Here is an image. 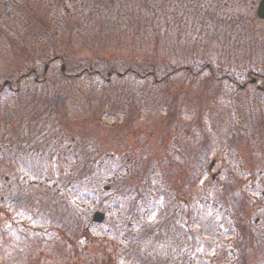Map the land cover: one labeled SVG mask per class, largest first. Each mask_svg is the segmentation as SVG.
Here are the masks:
<instances>
[{
  "label": "rangeland",
  "instance_id": "obj_1",
  "mask_svg": "<svg viewBox=\"0 0 264 264\" xmlns=\"http://www.w3.org/2000/svg\"><path fill=\"white\" fill-rule=\"evenodd\" d=\"M83 1L88 2L67 0L63 6L73 9L76 2ZM91 1L97 5V1L100 0ZM257 1L248 0L239 15L252 19L255 16ZM233 2L234 0L230 1L231 4ZM53 3V0H45L46 12L42 9L40 13L46 14L45 18L58 28L52 41L61 52L65 50L69 54L65 57L66 70L69 73H74L89 64L90 60L87 57L93 56L89 53L95 51L91 49L92 47L99 48L107 58L112 54L119 55L121 59L115 61L119 69L132 62L137 68L139 65L146 69L157 66L161 75L173 66L183 68L189 64L196 71L207 64L213 66L221 64L234 70L242 67L241 65L244 68L253 62L245 53H239V48L245 45L242 41L237 40L238 46L236 43L227 42L226 46L218 47L217 45L226 41V38L210 34L211 26L204 24V27H198L196 31L195 27L200 23L196 13L191 14L194 22L189 17L181 16L180 23H176L175 28L171 29L173 31L170 29L159 31L160 37H163L161 39H156L150 27L144 28L146 24L143 23L141 35L133 39L122 33L118 37L119 40L110 37L106 42L98 44L99 41L86 33L83 42H80L75 32L69 43L68 31L63 26L59 28L57 17H48L56 14L55 4L54 11L52 10ZM189 4L190 1L187 2V7ZM10 5V0L3 2L0 0V21L4 14L9 15V7L19 10L21 8L20 3ZM237 6L242 7L239 2ZM231 8H225L221 4L220 11L230 15ZM18 12L25 15L26 20L30 22V13L26 8ZM203 13L206 15L209 11ZM11 15L9 27L2 26L5 32H10L8 41L12 43L11 41L17 38L16 31L20 35L23 34L31 60L40 68H44L46 63L44 61L51 55V45L46 44L45 48L37 49V41L43 35L39 28H32L33 32L30 34L26 24L19 23L16 20L18 17L12 13ZM146 17L148 18V15L145 13L143 19L146 20ZM159 21L157 19L156 23ZM249 21L251 23V20ZM11 25L12 29L14 26L13 30L10 29ZM126 25L129 26L128 23ZM249 27V37L255 34L258 38L262 34L261 29L251 25ZM199 28L202 29L201 33L198 32ZM124 29L127 30L126 26ZM195 33H200L198 34L200 41L196 42ZM2 35L0 29V41ZM226 35L230 36L231 33ZM205 37L212 43H206ZM257 38L255 37V49L263 50L264 38ZM44 39L48 41L47 36ZM213 48H224L226 51L217 54ZM250 49L245 48L247 51ZM238 53L239 56L235 57L237 60L234 61L233 56ZM0 55L5 59L4 64L2 59L0 60V83H3L5 79L12 78L7 74L13 70L9 67L12 56L7 52ZM262 55V59L257 62L264 64V54ZM95 62L99 64V68L106 69L104 63H100L97 58ZM62 65V61L52 63L47 80L54 82L61 75ZM209 77L210 71L206 69L197 76L179 72L169 81L168 86L164 87L163 84H155L153 78L139 80L132 74L124 81L118 80L123 77L114 76L111 82L83 76L82 80L70 82L75 88L71 91L72 94L79 91L75 103L71 106L59 109L62 111L58 112L41 107L39 114L48 116L49 120L56 124L55 129L47 125H43L44 127H40V124L30 125L32 133L30 139H34V143L42 141L41 144H45L43 147L47 151L44 155L45 162L36 159L32 166L24 170L31 178L22 177L21 183L17 179L20 174L17 163L9 161L0 164V264H115L117 261L121 264L125 263V260H128V264H182L184 248L187 245L184 243L183 251H180L168 249L165 242L167 237L174 233L178 236L181 233L178 240L184 242L186 237L191 242L196 239L197 249L199 244L204 242L205 264H264V206L261 208L258 199L264 197V193L251 194V199L245 202L246 206L238 202L243 197L241 186L251 188L264 183V131L261 133L255 130L252 136L251 130V126L259 120L264 121V93L257 89L256 84H250L245 91L232 93L228 81L213 84ZM84 78L93 82L95 89L94 83L106 84L109 90H114L113 93L105 91L109 93V98L113 102H104L105 98L100 99L103 90L96 91L93 88L91 91H96L98 96L93 95L94 106L88 108L82 96H79L80 93L86 95L91 92L86 91L89 81ZM261 83L260 79L258 84ZM22 88V94L26 96L36 90L33 83L27 81ZM81 88L85 90L80 91ZM59 93L61 97H67L65 91ZM119 96L127 98L126 105L115 104V99ZM260 98L263 102L257 105L259 107H252L256 105L252 102ZM4 101L14 105L19 102L18 99L11 97H6ZM98 103H102L103 106L96 111L95 106L99 108ZM49 129L53 134L48 132ZM246 130L248 132H245ZM48 134L52 136L47 141ZM166 146L169 148L168 151L166 148L162 150ZM24 149L21 152L24 155L28 154ZM162 151L179 156L186 167H190L187 158L194 161L192 154L197 156V161L189 172L185 171L187 177L184 180L170 178L171 183L167 184L164 194L166 206L164 205L162 210H156L153 207L154 197L150 200L149 196L143 198L128 191L131 190L128 180L132 175H136L150 158L156 167L169 169L166 163L168 160H164ZM98 153L100 158H104L101 164V161L96 164ZM9 154L10 152L6 154L8 158ZM73 157L75 159H72ZM25 159L21 162L24 167ZM214 159L215 163L211 168ZM86 162L97 166L94 175L95 177L102 175L100 181L87 177L88 180L82 182L84 177L81 181L82 177L77 176V174L87 176ZM41 163L46 165L48 173L46 179L36 181L35 176L38 177L40 174ZM100 168L102 173L99 172ZM179 168L172 171L178 173L176 176L180 173ZM74 175L77 179L73 178L72 183L67 184V177ZM114 177L118 179L116 188L114 186L117 193H112L111 187L106 188L112 185L111 179ZM78 187L81 193L75 196L73 189ZM224 192H229L226 201L221 198ZM203 195L219 202L216 211L219 219L224 221L222 224L228 227L226 225L238 223L239 229L233 224L231 227L235 231L240 230L239 234L229 230L227 233L215 234L213 238L207 236L203 241L204 237L200 236L199 230L202 227L200 221V225L197 226L196 223L195 227L180 232V226L176 224L193 220L196 213L199 215L200 203L197 201ZM114 200L120 203V210L108 213L105 207H110ZM97 210L106 214L105 220L100 223L93 221V215ZM230 215L236 216L230 218ZM57 221L59 223H55ZM213 223L214 221L205 226V229L208 231L212 229ZM95 224L102 225V229L107 233L123 231L122 235L128 237V241H125L124 245L121 244L124 248L120 247L124 256L120 253L121 249L115 247L113 239L95 232L86 233L96 226ZM247 229L250 230L249 233L246 232ZM156 234L161 237V241L155 245L157 248H153L151 242ZM225 242L229 244L226 248L229 254L224 253ZM251 244L254 250L249 251ZM155 251H160L163 257L154 256ZM155 259L160 261L157 262Z\"/></svg>",
  "mask_w": 264,
  "mask_h": 264
},
{
  "label": "trees",
  "instance_id": "obj_2",
  "mask_svg": "<svg viewBox=\"0 0 264 264\" xmlns=\"http://www.w3.org/2000/svg\"><path fill=\"white\" fill-rule=\"evenodd\" d=\"M1 1L3 2L4 0ZM188 1H190L189 7H187L186 5ZM230 1L232 0H100L97 1V5H96L95 2L92 3L91 0H88V2H84V1L79 3L76 2L73 6V9H69L63 6V3L67 2V0H53L54 3L52 10L54 11V4H55L56 14L49 15L48 17L50 18H53L52 16L57 17L56 20L59 28L63 26L66 29V31H68L69 43L73 39L75 32H76L75 34L78 35V40L80 42H83V38L86 35V33H88V36H90L91 38L99 41L98 44H102L103 42H106L107 39L110 37L111 39H115L114 37H116L119 40L118 37L122 33L130 36L133 39L141 35V30H143L144 27L143 23L144 25L146 24L144 28L150 27V29L152 30L151 33L156 39H161L163 37H160V34L158 33L159 31H164V30L169 31V29L171 30L175 28L174 26L176 23H180L179 18L181 16L189 17V19H191V14L196 13V15H198L200 18V23L197 24V27H195L196 31L198 27L201 26L204 27V24L206 26L209 25L208 27L211 26V29L209 31L210 34L212 33V35L218 37L221 35L226 38V41L221 42L219 43V45H217L218 47L226 46L227 44L225 43L227 42L236 43L237 45V40L242 41L245 45L243 47L239 46L240 47L238 50L239 53H245L250 57V60L253 61L248 66H244V68L243 65H241L242 67H237L234 70H232V68H228V66L224 67L221 64H217L215 66L209 64V66L208 65H206L205 67L202 66L200 69L196 71L189 64L184 66L183 68H178L177 66H173L168 71H166L164 74L162 73L161 75L159 68L157 66H152V68L146 69L142 65H139V68H137L135 64H133L132 62L131 64H128L125 68L119 69L115 63L116 60L121 59L119 55L112 54L110 55V58H107L106 54L102 53L99 48H95V47L91 48L92 50L95 51H91L89 53V54H93V56L87 57V59L90 60L89 64L82 66V69L74 73H69L66 70L67 59L65 58L67 57L66 55L69 54L65 50L61 52L59 50V47L54 45L52 41V38L53 39L55 38L58 28L55 25L51 24V22L45 18L46 14L44 15L43 13L42 14L40 13L42 12L41 11L42 9L43 11L46 12L45 0H10L11 3L10 6H15V3L18 4L20 3L19 5L21 6L20 10H22V8H26L29 11L30 22L26 20L25 15H20V13L18 12L20 11L19 9H15V8L10 9L9 6H8L9 15L4 14V17L1 19L2 21H0L1 23L0 29L2 30L3 33L2 41H0V53H3L5 55L7 52L9 55L12 56L9 67L10 69H13L12 72L7 73L8 75L12 76V78L5 79L3 83H0V164L3 165L6 161L11 160L13 162H16L19 168H21V170H24L23 168L25 167L22 166L21 162L26 157H30V156L35 157V159L33 158L25 159L26 168L32 166V164L35 163L36 159L45 162L46 158L44 157V155L47 154V151L43 149L45 144L40 145L39 143H34V142H33V146L25 144V142L29 140L30 137H32L30 125L35 126V124H40L39 125L40 127H44L43 125H47V126H52L55 129L56 124L53 121L49 120L48 116H41L39 114L40 109L42 110L41 107H46V110L53 109L56 112H58V111H62L59 109H64L66 106H71L73 103H75L79 91L77 90V92H73L75 95L72 94L71 91H73L75 88L72 87L70 82L76 79L82 80L83 76H88L90 79L98 78L101 81L111 82L113 81L114 76L123 77L122 79H118V80L124 81L128 75L132 74L137 79L139 78V80L153 78V82L155 84L157 83L163 84L164 87H166L168 86L169 81L171 79H174L175 75L179 72L191 73L192 75L197 76L199 73H202L206 69L210 71V77L208 78L210 79V82L214 84V82H218V81L219 83H221L222 80L228 81L231 84H233L232 89L235 91L237 89L236 85L239 84V79L243 76L245 80L246 79L248 80L252 76H256L258 80L261 79L264 81V64L263 62H257L262 59L261 57L263 56L262 54H264V49L263 50L255 49V44H256L255 37L257 38L255 34L249 37V33H250L249 26L251 25L253 27H257L258 29H261L260 32H262V34H260L258 38H264V20L258 18L256 15L253 16L252 19L251 17L249 19L247 17H242L241 15H239L240 10L243 8L244 4L248 2V0H234L232 4L230 3ZM237 2H239L240 5H242L241 8L237 6ZM221 4L225 8H231V6L233 7L229 10L230 15L224 14L220 11ZM204 10L209 11V13H206L205 15L203 13L205 12ZM10 11L12 14L18 17L16 18V20L19 23L24 22L26 24L28 32L30 34L33 32L32 28H36V27L39 28L40 32L43 35H41V39L37 41V46H36L37 49L38 47L45 48L46 44L51 45L52 47L50 51L51 55L49 56L48 59L44 61L46 63H49V68L47 71H45L44 68H40L36 63H34L33 60H31V55H29L28 53V47L25 43L26 39L24 38L23 34L20 35L18 31H16L15 35H18L17 38L15 37V40L11 41L12 43L8 41L10 37V32H5L2 26L9 27V22H10L9 19L10 16H12ZM145 13L148 15V18L146 17V20L143 19ZM203 15H205V17ZM129 19H132V21H130ZM157 19L160 21L156 23ZM249 20H251L252 23H249L250 22ZM191 21L193 20L191 19ZM32 23H34V25H32ZM127 23L129 24V26L126 25ZM255 24H258V26H254ZM125 26L127 30L124 29ZM10 29H12V25L10 26ZM127 32H130V34H128ZM198 32L201 33L202 29L199 28ZM200 33L194 34V35L197 34L196 36H194L196 42L200 41L198 35ZM226 33H231L232 37H230L231 35L227 36ZM46 36L48 37V41L44 39ZM242 36L243 38H241ZM244 36H247V38ZM23 38L25 39V41L23 40ZM205 42L208 44L212 43L208 41L207 37H205ZM245 48H251V49L247 51L245 50ZM214 50H216L217 54L219 52L222 54L223 52L226 51V49L224 48H219ZM227 51H229V49ZM239 53L236 56H233L234 61L237 60L235 59V57L239 56ZM228 57L231 58L232 56H228ZM96 58L100 61V63H104V65L106 66L105 70L99 68V64L97 65L95 62ZM1 59H2V63L4 64L5 59L2 58V56L0 55V60ZM55 61H62V64H65V70L61 69L60 72L61 75L54 82H51L47 80L48 73L50 71V66ZM234 61H232L231 64H233ZM239 65L240 64H238V66ZM6 80H8V83H5ZM84 80L87 79L84 78ZM26 81L32 82L36 89L35 91L32 92L33 94L27 96L22 94L23 92L22 86ZM88 86H89L88 90L86 89V91L90 92L91 89L94 88L93 82L89 81ZM94 86L96 87V89L94 88L96 91L103 90L102 91L103 93L100 95V99L105 98L106 101L104 102H113L109 98V93H105V91L113 93L114 90H109V87L106 84L96 85L94 83ZM62 90L67 93V97H61L59 91ZM84 90L81 88L80 91H84ZM96 91H91L90 94H86V95H83L81 93L79 94V96H82V100H84V103L88 105V108L94 106L93 97L98 96ZM233 93L235 92L233 91ZM6 97L16 98L19 100V102H17V104L15 105L8 104L7 102L4 101ZM232 98L233 100L235 98L233 94H232ZM262 102L263 99L260 98L259 100H254L252 102V104H256V105H252L250 103L249 105H252V107L257 108L259 107L257 105ZM102 103L101 104L98 103L99 108L96 107L97 105L95 106L96 111H99V109L102 108L103 106ZM117 103L126 105L127 98L125 96H119L118 99H115V104ZM234 103L235 102L233 101L232 105H234ZM36 113L38 115H36ZM25 126L27 129L25 128ZM251 130H253L252 136H254L255 130L263 133L264 121L260 122L259 120V122L251 126ZM48 132L53 134V132L50 129L48 130ZM240 132L242 133L244 131H240ZM245 132H248V130H246ZM52 134H48L46 136L47 141L49 137L52 136ZM24 147H25L24 152L27 150L28 154L26 155L20 154L19 156L11 155L10 158H6V154L8 152L13 153L15 151H21ZM165 148L166 150L169 149L166 146L162 150H164ZM65 153H67L66 149H65ZM35 155L38 157H36ZM163 158L164 160H168V162L166 163L169 165L170 170L169 169L163 170L160 167H156L155 163L152 161V158H150L146 162L143 160L145 162L143 167H141L137 171L136 175H132L128 180L129 189L132 190V191L131 190L128 191L133 195H137L141 197L143 196V198L149 196L150 200L151 197L152 198L154 197L153 207H155L156 210L158 209L162 210L163 206L165 205L166 197H164V194H165V189L168 187L167 184L171 183L170 178L173 177L174 179L177 180L178 179L184 180L185 177H187L186 172H189L190 168H193L194 162L197 161V156L192 154V159H194V161L191 160L190 158H187V161L189 162L188 165H190V167H186V165L181 162L180 157L176 155L174 156L172 155V153L164 152ZM72 159H75V157H73ZM96 159H97L96 164L99 163L100 161L101 164L104 160V158H100V155L98 158L96 157ZM94 160L95 159H93V161ZM126 163L128 164V162ZM85 168H86L85 172H87L86 173L87 176L85 174L84 175L77 174L78 177H82L81 181L84 177V180L82 182L88 180L87 177L91 179L97 178V180L100 181L102 175H100L99 177H95L94 175L95 172H97L96 165L93 166V164H89L86 162ZM175 168L181 169L178 176H176L178 173L172 172L175 171ZM99 172L102 173L101 168ZM39 173L40 174L38 175V177L35 178L36 180L46 179L45 177L48 171L46 165H44L43 163H41L40 165ZM77 176L76 175L72 177L68 176L66 179L67 184L72 183L73 178L77 179L76 178ZM20 178L21 176L17 177V179ZM117 182H118L117 178L114 177V179H111V183L113 185V186L110 185L112 193H117L116 189H114V186L116 188ZM79 188L80 187L73 189L74 195L81 193V190H79ZM240 190L242 191L243 197L239 199L238 202L242 206H246L245 202L251 199L250 197L252 196L251 194L257 193L259 195H262L264 193V183L252 186L251 188L248 187L243 188V186H241ZM228 193L229 192L226 193L224 192L222 194L223 197L221 198L224 199V201L227 200ZM109 199H111V197H109ZM258 199L260 205L262 206L261 208H263L264 197L261 198L258 197ZM197 202L200 203L199 211H198L199 215L197 216L196 213L193 220H189V221L187 220L184 223L176 224L180 226L179 227L180 232H182V230H187L190 229L191 227H195L196 223L198 226L200 225L199 223L201 222L202 227L199 228V230L201 233L200 236L204 237L203 241H205V237L207 236L213 238L215 234L218 235L221 233L223 234L224 232L227 233L229 230L231 232H238V234L240 233V230L235 231L231 227L233 224L239 229L238 223H232L226 225L228 227H224V224H222L224 221L220 220L217 215L218 212L216 211L217 209L216 205L219 203L217 200H212V199L210 200L205 195H203V197L200 198V200H198ZM120 206H121L120 203L114 200L110 207L107 206L105 207V210L108 213H113L116 210H120ZM235 216L236 215H230L229 217L233 218ZM212 221H214V223L212 224L213 228L210 229L209 231L206 230L205 226L207 227V225L212 223ZM55 223H59V222L57 221ZM95 225L96 226H93L92 228L89 229L91 232L87 230L86 233L90 234L95 232L98 235H103L106 238L113 239L116 244L115 247L118 249H121L120 247H122L121 245L122 243L124 245V242L128 241V237L122 235L123 231H121L120 233L117 232L107 233L106 230L102 229V225L99 224H95ZM246 232L249 233L250 230L247 229ZM61 236L62 239L63 233H61ZM179 236L174 233L171 236L167 237V240H165V242L168 244L169 247L168 249L170 248L179 249L180 251H183L184 243H185L187 247L184 248L185 254L182 259V264H205V262H203V256L206 250L204 242H202L201 245L199 244V248L197 249L196 239L192 240L191 242V240H189V238L186 237L184 242L183 240H178ZM239 236L240 235H238L237 238H239ZM159 241H161V237H159L156 234L152 239L151 247L157 248L155 245L158 244ZM228 245L229 244L225 242L226 247L224 249V253L229 254V251L226 252V248L228 247ZM250 248L251 250L249 251L254 250L252 244L249 247V249ZM160 251L158 252L155 251L154 256L159 255L161 257L162 255ZM120 253L121 255L124 256V254H122V249ZM122 260L125 259L122 258ZM155 261L158 262L160 261V259H155ZM127 262L128 260H125V263H121V264H128ZM114 263L118 264V261Z\"/></svg>",
  "mask_w": 264,
  "mask_h": 264
},
{
  "label": "water",
  "instance_id": "obj_3",
  "mask_svg": "<svg viewBox=\"0 0 264 264\" xmlns=\"http://www.w3.org/2000/svg\"><path fill=\"white\" fill-rule=\"evenodd\" d=\"M258 15L261 18H264V0H261L258 6ZM93 219L95 221L101 222L105 219V213L101 212V211H96L94 214Z\"/></svg>",
  "mask_w": 264,
  "mask_h": 264
},
{
  "label": "flooded vegetation",
  "instance_id": "obj_4",
  "mask_svg": "<svg viewBox=\"0 0 264 264\" xmlns=\"http://www.w3.org/2000/svg\"><path fill=\"white\" fill-rule=\"evenodd\" d=\"M250 81H251V80H250ZM250 81H248V83H249ZM246 82H247V81H246ZM256 82H257V80H256ZM256 82H255V83H256ZM24 253H25V251H24Z\"/></svg>",
  "mask_w": 264,
  "mask_h": 264
}]
</instances>
